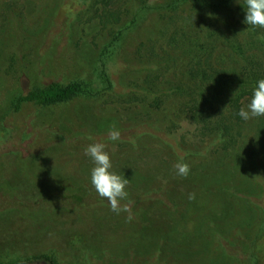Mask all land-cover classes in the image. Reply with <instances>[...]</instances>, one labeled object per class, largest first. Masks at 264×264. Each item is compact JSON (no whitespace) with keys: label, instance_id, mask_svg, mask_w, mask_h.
Masks as SVG:
<instances>
[{"label":"rangeland","instance_id":"1","mask_svg":"<svg viewBox=\"0 0 264 264\" xmlns=\"http://www.w3.org/2000/svg\"><path fill=\"white\" fill-rule=\"evenodd\" d=\"M105 11L91 0H0V264H264V212L254 202L264 192V136L255 118L241 123L236 146L208 130L200 137L181 109L204 97L172 91L190 82L181 74L211 41L212 61L234 37L258 41L245 26L189 5L145 12L115 56L113 90L14 112L18 96L52 82L101 88L109 32L128 25L103 27ZM153 48L159 60L149 58ZM112 127L119 141L108 138ZM92 143L105 144L129 180L127 212L111 211L91 185ZM177 162L189 164L186 177Z\"/></svg>","mask_w":264,"mask_h":264},{"label":"trees","instance_id":"2","mask_svg":"<svg viewBox=\"0 0 264 264\" xmlns=\"http://www.w3.org/2000/svg\"><path fill=\"white\" fill-rule=\"evenodd\" d=\"M85 1L88 2L89 0ZM91 1L94 5L101 3L106 10L102 18V25L109 24L115 28V26H124V23H128L119 31L112 30L109 32L110 40L101 51L99 68L97 69L101 88L95 86L94 83H87L85 80H77L69 84L52 82L18 96L13 102L14 112H20L23 107L28 105L48 108L59 103L69 102L77 97H95L102 91L113 90L115 86L112 73L116 69L114 66L116 64L113 62H115V56L120 45L125 40V32L131 26L134 27L140 23L141 16L145 12L175 11L180 6L189 5L193 10L207 15L209 19L216 20V18L224 15V19L229 22L230 26L238 24L245 26L250 33L258 37V41H252L249 36V39L243 43L238 42V38L234 37V42H230L228 50L220 53L222 56L215 61H212L215 48L210 40V48L205 49L204 52L202 49L198 51V54L200 53L199 58L193 63L196 67L181 74L183 79L190 78V82L172 88V91L185 92L191 101L195 93L200 98L201 96L204 97L201 105L200 101H195L188 109L186 107L181 109L182 114H188L196 120L197 125H199L200 137H206L205 130H208L212 135L221 134L223 137H227L230 140V145L233 144L232 146L238 144V137H241L239 129L243 120L237 113L243 108L244 103L250 102L256 82L259 79H264V29L251 28L243 22L245 17L243 0H240V3L237 0ZM109 4H113V6L111 7ZM105 25L103 27H106ZM213 38L214 36L210 37V39ZM148 56L152 60H159V53L154 48L152 51L150 50ZM158 62L161 63L162 61ZM158 77V75H148L146 81L150 79L159 80ZM255 120L257 135L259 133V135L264 136V117H256ZM262 171L264 173V169ZM254 202L264 212V192ZM45 260L50 261L49 258Z\"/></svg>","mask_w":264,"mask_h":264},{"label":"clouds","instance_id":"3","mask_svg":"<svg viewBox=\"0 0 264 264\" xmlns=\"http://www.w3.org/2000/svg\"><path fill=\"white\" fill-rule=\"evenodd\" d=\"M237 2L240 3V0ZM243 10L245 13L243 22L246 25L251 28L264 29V0H243ZM237 115L243 121L264 117V79H259L256 82L250 102L246 108H241ZM108 138L111 141H119L120 130L112 127L108 131ZM105 149L106 145L103 143H92L84 150V155L88 156L93 164L90 170L91 185L101 198H106L111 211L117 214L122 211L127 212V205L121 207V201L128 197L126 186L129 180L113 170L111 157ZM174 170L176 175L186 177L189 174L190 166L184 162H177L174 165ZM129 219H131L130 216Z\"/></svg>","mask_w":264,"mask_h":264},{"label":"flooded vegetation","instance_id":"4","mask_svg":"<svg viewBox=\"0 0 264 264\" xmlns=\"http://www.w3.org/2000/svg\"><path fill=\"white\" fill-rule=\"evenodd\" d=\"M34 259V261H26V262H20L18 260H15V263H10V264H46L45 262H42L41 260ZM40 261V262H39Z\"/></svg>","mask_w":264,"mask_h":264}]
</instances>
